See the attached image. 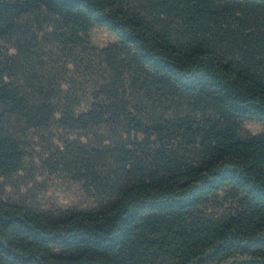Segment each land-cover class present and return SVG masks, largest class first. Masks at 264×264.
I'll list each match as a JSON object with an SVG mask.
<instances>
[{"label":"trees","instance_id":"obj_1","mask_svg":"<svg viewBox=\"0 0 264 264\" xmlns=\"http://www.w3.org/2000/svg\"><path fill=\"white\" fill-rule=\"evenodd\" d=\"M247 120L264 0H0V264H264ZM47 175L83 204L21 191Z\"/></svg>","mask_w":264,"mask_h":264},{"label":"rangeland","instance_id":"obj_2","mask_svg":"<svg viewBox=\"0 0 264 264\" xmlns=\"http://www.w3.org/2000/svg\"><path fill=\"white\" fill-rule=\"evenodd\" d=\"M91 38L94 45L102 47L116 41V37L104 26H95L91 30ZM246 133L257 134L264 131V122L247 120L244 123ZM22 192L34 194L38 201L45 207L68 208L80 206L84 202V195L79 186L65 177L59 175H47L38 177L37 183L31 189L23 188Z\"/></svg>","mask_w":264,"mask_h":264}]
</instances>
